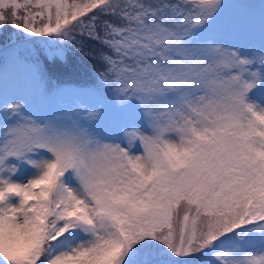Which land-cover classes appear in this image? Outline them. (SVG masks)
<instances>
[{
  "label": "snow or ice",
  "instance_id": "1",
  "mask_svg": "<svg viewBox=\"0 0 264 264\" xmlns=\"http://www.w3.org/2000/svg\"><path fill=\"white\" fill-rule=\"evenodd\" d=\"M0 42V264H264V0H0Z\"/></svg>",
  "mask_w": 264,
  "mask_h": 264
},
{
  "label": "trees",
  "instance_id": "2",
  "mask_svg": "<svg viewBox=\"0 0 264 264\" xmlns=\"http://www.w3.org/2000/svg\"><path fill=\"white\" fill-rule=\"evenodd\" d=\"M23 13L21 12V15ZM11 31H16L12 29ZM35 40H41L42 37H33ZM80 39V37H77ZM2 45V42H0ZM67 64L66 67L54 70L51 73V83L49 85V90L54 91L56 89H61L63 87L67 88H78L86 82H91L95 77L98 65L94 61H89L83 56V54L76 51L75 45L69 44L65 46ZM100 46L95 43L86 44V50L99 51ZM68 90V89H67ZM64 91V90H63ZM58 97V95H55Z\"/></svg>",
  "mask_w": 264,
  "mask_h": 264
},
{
  "label": "rangeland",
  "instance_id": "3",
  "mask_svg": "<svg viewBox=\"0 0 264 264\" xmlns=\"http://www.w3.org/2000/svg\"><path fill=\"white\" fill-rule=\"evenodd\" d=\"M227 2H236V0H227ZM62 94L56 97L55 95L49 96L43 101H37L33 104L32 111L38 116H46L49 114H58L67 117L77 116V105L80 103V98L72 94L76 88H61Z\"/></svg>",
  "mask_w": 264,
  "mask_h": 264
}]
</instances>
